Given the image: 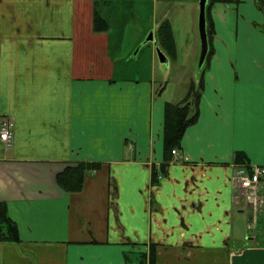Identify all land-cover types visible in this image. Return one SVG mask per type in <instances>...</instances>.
<instances>
[{"label": "crops", "instance_id": "1", "mask_svg": "<svg viewBox=\"0 0 264 264\" xmlns=\"http://www.w3.org/2000/svg\"><path fill=\"white\" fill-rule=\"evenodd\" d=\"M261 2L210 5L198 117L162 168L164 104L188 87L168 100L119 77L96 0H0V202L18 234L0 264H264V187L240 193L237 173L264 167ZM78 163L98 168L66 192Z\"/></svg>", "mask_w": 264, "mask_h": 264}, {"label": "rangeland", "instance_id": "2", "mask_svg": "<svg viewBox=\"0 0 264 264\" xmlns=\"http://www.w3.org/2000/svg\"><path fill=\"white\" fill-rule=\"evenodd\" d=\"M198 0H100L99 10L110 24V52L117 60L119 77L145 80L152 78L158 89L166 87L165 98L182 96L186 87L192 84L194 89L199 86V79L185 86L184 78L191 76V69L200 76L202 68H198V58L194 63L193 48L199 50V38L196 26ZM168 19L173 30L179 54L177 62L167 56V64L159 63L155 47L152 43L143 44L148 31ZM153 31V32H154ZM154 32V34H155ZM154 37H156L154 35ZM155 41V40H154ZM152 51L155 55L151 59ZM196 56V55H195ZM199 57V54H198ZM177 63V64H176ZM166 77V78H165ZM150 80V79H149ZM161 85V88H159ZM160 91V94H161ZM189 115L194 111L192 97L181 101ZM1 148V146H0ZM241 170V168H239ZM238 171V170H237ZM239 172V171H238ZM240 193H246L240 188Z\"/></svg>", "mask_w": 264, "mask_h": 264}, {"label": "trees", "instance_id": "3", "mask_svg": "<svg viewBox=\"0 0 264 264\" xmlns=\"http://www.w3.org/2000/svg\"><path fill=\"white\" fill-rule=\"evenodd\" d=\"M104 1V0H103ZM216 0H208L206 5V32L208 42L211 39L212 30L209 29L207 23V15L210 5ZM100 2V0H96ZM260 9H263L264 3L259 5ZM93 29L95 32H106L109 30L108 22L102 17L99 10H97V3L94 7L93 13ZM156 41L162 52L165 55L175 58L176 47L173 36V30L170 22L164 20L160 23L156 30ZM208 50L206 58L209 56ZM203 71V70H202ZM199 86L194 89L191 84L188 88L187 94L184 99L187 98L194 100V111L192 115H189L187 108L180 103L172 104L166 102L164 104V119H163V151H164V163L162 168L166 167L171 159V151L180 147V141L185 129L196 122L198 117V104L201 96V90L203 86L202 72L199 76ZM183 99V100H184ZM239 154V153H238ZM237 154V160H241L242 156ZM98 165L95 163H78L73 169H66L62 174L56 176L57 183L66 192H78L81 190L84 179L90 170H95ZM155 175V171H153ZM18 241V234L15 224L8 217L6 207L3 202H0V242H16Z\"/></svg>", "mask_w": 264, "mask_h": 264}, {"label": "built area", "instance_id": "4", "mask_svg": "<svg viewBox=\"0 0 264 264\" xmlns=\"http://www.w3.org/2000/svg\"><path fill=\"white\" fill-rule=\"evenodd\" d=\"M14 122L11 117L0 118V142L5 146H10L13 142ZM171 153L176 154L175 150ZM239 171V172H238ZM238 180L240 188L247 194L255 196L260 187H264V167L252 166L249 169L238 170Z\"/></svg>", "mask_w": 264, "mask_h": 264}, {"label": "water", "instance_id": "5", "mask_svg": "<svg viewBox=\"0 0 264 264\" xmlns=\"http://www.w3.org/2000/svg\"><path fill=\"white\" fill-rule=\"evenodd\" d=\"M208 0H198L197 1V32L199 38V57H198V68L203 67V63L205 57L208 52V39H207V32H206V5ZM153 42V33L152 31L148 32L147 37L143 41V44H148ZM155 53L159 63L167 64L168 59L166 55L155 47Z\"/></svg>", "mask_w": 264, "mask_h": 264}]
</instances>
